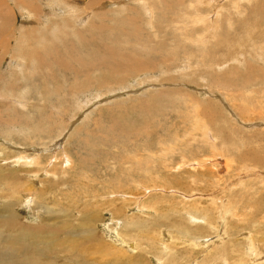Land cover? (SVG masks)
Instances as JSON below:
<instances>
[{"label": "rangeland", "instance_id": "obj_1", "mask_svg": "<svg viewBox=\"0 0 264 264\" xmlns=\"http://www.w3.org/2000/svg\"><path fill=\"white\" fill-rule=\"evenodd\" d=\"M0 264H264V0H0Z\"/></svg>", "mask_w": 264, "mask_h": 264}, {"label": "bare ground", "instance_id": "obj_2", "mask_svg": "<svg viewBox=\"0 0 264 264\" xmlns=\"http://www.w3.org/2000/svg\"><path fill=\"white\" fill-rule=\"evenodd\" d=\"M94 1V0H93ZM167 1H169V0H167ZM178 1V0H177ZM24 2V1H23ZM176 2V1H175ZM170 8V7H169ZM30 9V8H29ZM26 12V11H25ZM12 13V12H11ZM21 13V12H20ZM1 19H2V17H1ZM85 19V18H84ZM8 36V35H7ZM223 39V38H222ZM6 40V39H5ZM5 43H7V42H5ZM12 64V63H11ZM14 65H15V63H14ZM18 66H20V65H18ZM250 162V161H249ZM23 190V189H22ZM30 191V190H29ZM28 191V192H29ZM25 192H27V191H25ZM20 196V195H19ZM21 197V196H20ZM16 199V198H15ZM18 199H20V198H18ZM17 200V199H16ZM195 202V201H194ZM9 205H14V204H12V203H10V202H7ZM15 203V202H14ZM237 204V203H236ZM11 207V206H10ZM193 207V206H192ZM195 208V207H194ZM233 208L234 207H232L231 209H232V211H234L233 210ZM230 209V210H231ZM236 209V208H235ZM228 210V209H227ZM4 211V210H3ZM8 211H10V210H8ZM236 211V210H235ZM190 212V211H189ZM227 212V211H226ZM10 213V212H9ZM228 213V212H227ZM257 214V213H256ZM13 215H14V213H13ZM5 216H7V215H5ZM194 217H196L195 215H194ZM6 224V223H5ZM18 225H19V227H21V228H25V230L26 231H29V230H33V227H26V226H24V224L23 223H21V222H18ZM8 227V226H7ZM13 227V226H12ZM17 229V228H16ZM40 230H42V225L40 226V228H39ZM11 230V229H10ZM16 232H18V231H16ZM145 241V240H144ZM12 245V244H11ZM13 249V248H12Z\"/></svg>", "mask_w": 264, "mask_h": 264}]
</instances>
